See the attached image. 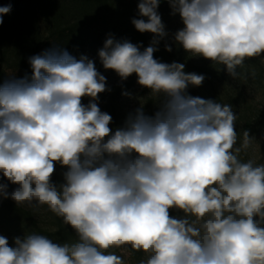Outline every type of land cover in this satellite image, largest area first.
Instances as JSON below:
<instances>
[{"label": "clouds", "instance_id": "1", "mask_svg": "<svg viewBox=\"0 0 264 264\" xmlns=\"http://www.w3.org/2000/svg\"><path fill=\"white\" fill-rule=\"evenodd\" d=\"M162 2L139 0L131 21L154 34L150 46L110 34L98 52L105 70L122 81L136 74L150 90L153 115L141 104L113 131L95 102L110 90L106 77L55 45L28 58L30 77L0 82V177L17 185L0 182V198L34 212L47 205L78 237L61 244L33 233L10 245L0 235V264H125L116 250L143 252L139 264H264V164L239 158L254 137L245 130L235 147L232 105L189 95L205 76L154 58L168 35ZM166 2L184 25L174 41L191 56L233 79L246 59L264 56V0ZM9 12L0 6V24ZM56 163L68 169L60 185Z\"/></svg>", "mask_w": 264, "mask_h": 264}, {"label": "trees", "instance_id": "2", "mask_svg": "<svg viewBox=\"0 0 264 264\" xmlns=\"http://www.w3.org/2000/svg\"><path fill=\"white\" fill-rule=\"evenodd\" d=\"M138 2L139 0H0V6H10V12L3 15V23L0 24V82L7 80V68L28 65V58L39 54L44 42L49 43L50 48L55 45L65 49L77 59L81 55L88 56L96 63L95 67L98 70L103 68L98 52L110 34L117 40H128L139 45L142 51L150 46L154 34L141 33L131 23L133 18H141L138 15ZM158 12L165 26L169 28L175 26L177 30L179 28L177 26L183 25L179 14L175 16L171 14V8L166 0L160 4ZM166 44L172 51L166 50ZM157 48L154 58L158 61L169 64L183 63L186 73L206 77L207 68L202 64V60L195 61L175 41L171 44L163 38ZM243 67L249 70L259 67L258 59H246ZM239 69L241 71L243 68ZM31 74L30 68L28 76ZM135 76L136 74H132L130 77ZM250 76L252 85L264 82V77L260 73H250ZM126 86L127 84L108 87L106 84L110 90L98 94L101 107L112 116L110 127L113 131L119 127L116 114L117 100ZM214 86L212 91H216ZM187 92L191 96L207 99L202 85L199 87L190 85ZM238 96L240 97V94L234 96L233 100H238ZM261 123L264 124V120ZM249 125V120L243 121L240 130L248 131ZM65 169L66 166L62 167L56 163L53 177H57L58 180V172L62 174ZM3 182L7 183V179L5 178ZM8 191L10 192L9 187ZM51 216L53 229L43 228L38 225L28 209L18 206L10 198H0V231L4 234L23 239L26 235L35 233L45 235L54 243L61 244L77 237L75 231L63 223L62 218L53 212ZM140 254L141 252H135L132 256L138 259Z\"/></svg>", "mask_w": 264, "mask_h": 264}, {"label": "rangeland", "instance_id": "3", "mask_svg": "<svg viewBox=\"0 0 264 264\" xmlns=\"http://www.w3.org/2000/svg\"><path fill=\"white\" fill-rule=\"evenodd\" d=\"M177 27L179 28L175 30V26L172 28L165 26V30L168 35L164 37V39L170 41L171 44L172 41H174V34L178 30L182 29L184 25ZM48 44L44 42L42 50L39 52V54L50 48ZM192 57L195 59V61L202 60V64L207 68L206 77L202 83V88L206 98L212 99L221 104L232 105L233 111L237 115L235 129L238 133V139L235 147H240L243 142L244 131L240 130V125L243 121L249 120L250 125L248 127V132L250 136L254 137V140L246 151H241L239 154L240 160L242 162L253 160L256 164H264V124L261 123V121L264 120V82H262L260 85H252L250 83V73H260L264 77V56L257 57L259 67L251 68L250 70L242 67L243 69L241 71H239L240 69L238 67L237 71L240 73V76L236 79L231 78L227 74L223 65L218 66L203 57ZM30 68L31 66L29 62L26 66L7 68L6 79L22 78L25 75H28ZM98 71L106 77V84L108 87L127 84V86L121 92L116 104V114L119 127H123L128 115L133 113L135 109L139 108L141 104H143L144 111L147 115H153L155 113L158 108V101L155 100V98L149 96V89L142 87L137 83V76L134 78L129 76L127 80L122 81L114 70H105L103 67ZM218 78H220V80H218ZM213 86L216 87V91H212ZM125 92L130 93V95H125ZM239 94L240 97L238 96V100H233L234 96ZM90 99V97H83L82 103L87 105L90 102ZM95 102L98 104V107L101 109V111L105 112L101 107L99 100H96ZM67 170L68 169L66 167L64 173ZM64 173L61 174L58 172V180L56 179L57 177L52 176V182L54 184H57L58 182L57 185L63 184L65 182ZM3 181H5V178L0 177V182ZM7 184L10 192L13 191L15 187H17V185L11 184L8 181ZM22 207L28 209L33 214L39 226L46 229H53L54 226L52 222L51 211L47 208V205L43 206L39 212H34L27 205H22ZM170 214L174 217L184 216L182 211L176 209H171ZM66 226L72 229L70 226ZM0 235L5 236L8 239L10 245L14 244V238H16L15 236L4 234L1 231ZM77 240L78 237L71 239L66 243L71 244ZM116 251L118 255L124 256L125 264H139L141 259H146V254L143 252H141L140 257L137 259L132 255L129 256L127 254L120 253L118 250Z\"/></svg>", "mask_w": 264, "mask_h": 264}]
</instances>
